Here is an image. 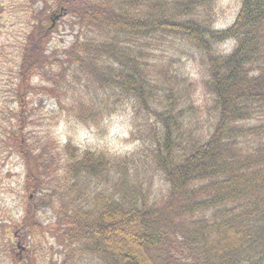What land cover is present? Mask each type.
I'll use <instances>...</instances> for the list:
<instances>
[{
	"label": "rangeland",
	"instance_id": "374dc122",
	"mask_svg": "<svg viewBox=\"0 0 264 264\" xmlns=\"http://www.w3.org/2000/svg\"><path fill=\"white\" fill-rule=\"evenodd\" d=\"M66 1L0 0V264H94L96 258L86 252H80V258L78 243L70 244L66 238L61 241L66 221L60 216L67 215L65 219L72 225L77 222L73 213L95 214L89 209L96 196L100 199L98 194L117 201L129 190L138 192L139 208H164L171 192L157 143L161 140L164 144L166 139L165 120L170 130L178 131L170 140V154L177 158L176 164H181L183 154L187 157L217 125L218 113L209 90V55L180 35L160 31L136 41L123 35L113 38L116 46L145 57L143 63L152 77L142 83V99L132 92L122 94L114 80L72 77L74 66L65 59L77 38L82 41L80 30L89 32L84 35L93 46L101 37H112L95 27L87 30L85 20L89 19L82 6L62 17L51 35L41 41L40 23L50 24L51 12ZM140 1L143 6L139 11L158 18L147 8L151 2L168 10L179 0ZM205 1L194 13L178 20L204 21L206 28L219 31L235 23L242 0ZM121 2L116 0L115 5ZM79 11L81 16L76 18ZM30 37L41 44L39 50L44 52L40 74L50 75L46 79L33 72L23 85L27 75L21 78L22 58L30 56ZM233 47L234 41L230 40L214 46L212 54L227 55ZM249 70L254 76L264 74V64L250 65ZM256 112L254 119L239 126L264 125V107ZM61 124L64 132L58 133ZM118 124L131 126L129 136L120 138V142L136 144L133 151L113 154L109 150L111 131ZM20 128L28 148L26 159L19 152L23 149ZM80 131L87 134L83 146L74 143ZM60 135L64 136L63 142ZM88 138L94 143H88ZM259 139L247 134L238 137L249 149L257 146ZM261 141L264 143V136ZM88 151L95 157L104 153L111 159L132 156L131 175L124 177L114 170L95 180L69 176L68 168L76 164L71 157ZM30 195H34L31 202ZM18 242L25 248L23 252Z\"/></svg>",
	"mask_w": 264,
	"mask_h": 264
},
{
	"label": "trees",
	"instance_id": "16d2710c",
	"mask_svg": "<svg viewBox=\"0 0 264 264\" xmlns=\"http://www.w3.org/2000/svg\"><path fill=\"white\" fill-rule=\"evenodd\" d=\"M76 2L67 0L56 9L65 7L69 14L83 6L86 19L93 22L85 20L87 30L95 27L112 38L101 37L93 46L84 35L89 32L81 29L82 41L77 38L65 59L74 66L72 77L114 80L122 94L132 92L142 99V83L152 77L143 63L145 57L116 46L113 38L123 35L136 41L160 31L180 35L209 55V90L218 120L208 138L196 143L187 157L183 154L181 164L170 154V140L178 131L170 130L165 120L166 139L164 144L161 140L157 143L171 192L164 208H139L136 190H129L117 201L98 194L100 199L96 196L89 209L95 212L93 216L85 214L86 219L73 213L77 222L72 225L65 219L67 215L60 216L66 221L61 241L66 238L70 244L78 243L80 258V252H86L96 258L94 264H264V125L239 126L254 119L256 109L264 107V74L254 76L249 70L250 65L264 64V0H242L235 23L221 31L206 28L204 21L178 20L194 13L203 0H179L168 10L151 2L147 8L158 18L139 11L143 4L138 0H122L121 5H115L116 0ZM75 16L79 18L80 11ZM40 24L42 41L51 35L47 34L50 24ZM35 30L38 32L37 27ZM230 40L234 47L229 54H212L214 46ZM29 45L30 56L22 58L21 78L27 75L23 85L33 72L46 79L50 75L40 74L45 64L41 44L30 37ZM246 134L260 138L258 145L245 148L238 137ZM25 141L20 128L23 149L19 152L26 159ZM70 145L68 142V152ZM71 158L76 164L68 168L69 176L95 180L114 170L124 177L132 172V156L111 159L88 151Z\"/></svg>",
	"mask_w": 264,
	"mask_h": 264
},
{
	"label": "clouds",
	"instance_id": "9594fccd",
	"mask_svg": "<svg viewBox=\"0 0 264 264\" xmlns=\"http://www.w3.org/2000/svg\"><path fill=\"white\" fill-rule=\"evenodd\" d=\"M130 127L131 126L127 124L126 125L118 124L115 128L112 129L111 131L112 138L110 139L108 148L113 154H123L125 152H130L137 147V145L133 143L124 144L120 142V138H127L129 136ZM63 132H64V125L61 124L58 133H63ZM86 135H87L86 132L80 131L79 134L75 137L74 143L77 146H83ZM60 139L63 142L64 136L60 135ZM88 143H94V141H92L91 138H88Z\"/></svg>",
	"mask_w": 264,
	"mask_h": 264
},
{
	"label": "water",
	"instance_id": "95a60500",
	"mask_svg": "<svg viewBox=\"0 0 264 264\" xmlns=\"http://www.w3.org/2000/svg\"><path fill=\"white\" fill-rule=\"evenodd\" d=\"M67 15V9L65 7H61L56 11L52 12L50 15V25L47 28V32L54 31L56 28V23L64 16Z\"/></svg>",
	"mask_w": 264,
	"mask_h": 264
}]
</instances>
